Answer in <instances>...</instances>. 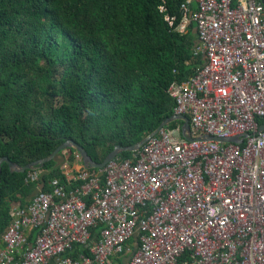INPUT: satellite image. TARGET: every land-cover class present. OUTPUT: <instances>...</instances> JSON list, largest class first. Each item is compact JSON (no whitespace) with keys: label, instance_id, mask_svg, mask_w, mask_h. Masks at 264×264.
<instances>
[{"label":"built area","instance_id":"obj_1","mask_svg":"<svg viewBox=\"0 0 264 264\" xmlns=\"http://www.w3.org/2000/svg\"><path fill=\"white\" fill-rule=\"evenodd\" d=\"M168 3L203 59L168 88L193 140L180 121L103 170L63 161L47 190L29 171L37 189L9 213L0 264H264V0H182L179 21Z\"/></svg>","mask_w":264,"mask_h":264},{"label":"trees","instance_id":"obj_2","mask_svg":"<svg viewBox=\"0 0 264 264\" xmlns=\"http://www.w3.org/2000/svg\"><path fill=\"white\" fill-rule=\"evenodd\" d=\"M168 1L179 21L182 0ZM160 4L0 0V160L24 168L73 142L101 165L117 147H134L173 117L170 84L186 80L203 59L193 54L194 28L172 32ZM63 161L82 169L78 151L58 154L42 168L46 190ZM0 170L1 237L10 211L28 205L37 186L26 184L29 171L11 173L5 163Z\"/></svg>","mask_w":264,"mask_h":264},{"label":"water","instance_id":"obj_3","mask_svg":"<svg viewBox=\"0 0 264 264\" xmlns=\"http://www.w3.org/2000/svg\"><path fill=\"white\" fill-rule=\"evenodd\" d=\"M177 121H182L183 122V136L186 139H188L189 141H192L193 138L190 136V122H189V118L187 116H173V117L167 119L152 134H150L149 136L143 138V140L139 144L135 145L134 147L128 148V149L121 148V147H117L114 150V152L112 154H110L101 165L95 164L92 161V159L89 157V155L87 154V152L83 148H81L80 146H78L77 144H75L73 142H68V143L62 145L61 147H59L48 158H46V159H44L42 161H39L37 163H33L31 165H28L27 167L20 168V167L16 166L15 164L11 163L7 158H4V159H1L0 160V166H1L2 163H5L9 167L11 173H20V174H23L25 172L32 171L35 168L42 169L45 164L53 161L58 154L65 155L66 152L69 149H74V150H76V151L79 152V154H80V156H81V158L83 160V163L82 164H83L84 168H86L88 170H103L108 163H110L111 161H113L115 158L121 156L122 154L127 153V152L128 153H135V152H137L145 144V142L147 141V139L150 136L157 134V132L159 131V129H161L163 127H166V126H169L171 123L177 122ZM263 130H264V125L261 127V131H263ZM209 139H216V138L210 137ZM216 140L224 141V142H236V143L237 142H240V140L237 139V138H231V139H216ZM1 173H2V171L0 170V184H1ZM0 206H1V194H0Z\"/></svg>","mask_w":264,"mask_h":264},{"label":"rangeland","instance_id":"obj_4","mask_svg":"<svg viewBox=\"0 0 264 264\" xmlns=\"http://www.w3.org/2000/svg\"><path fill=\"white\" fill-rule=\"evenodd\" d=\"M179 122V124H180V121H178ZM60 162H61V160H60Z\"/></svg>","mask_w":264,"mask_h":264}]
</instances>
